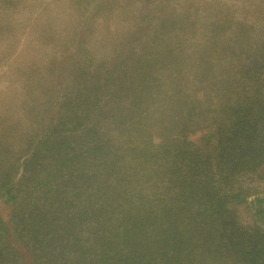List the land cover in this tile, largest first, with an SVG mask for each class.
<instances>
[{"label":"trees","instance_id":"16d2710c","mask_svg":"<svg viewBox=\"0 0 264 264\" xmlns=\"http://www.w3.org/2000/svg\"><path fill=\"white\" fill-rule=\"evenodd\" d=\"M49 1L0 106V264H264V0Z\"/></svg>","mask_w":264,"mask_h":264},{"label":"rangeland","instance_id":"374dc122","mask_svg":"<svg viewBox=\"0 0 264 264\" xmlns=\"http://www.w3.org/2000/svg\"><path fill=\"white\" fill-rule=\"evenodd\" d=\"M52 13L49 0H23L19 9L5 15L0 32V106L13 107L23 97L19 69L29 68L32 63V67H38L51 56L52 49L42 43L39 34L51 23ZM97 43L92 48L102 53L104 46ZM238 212L244 224H251L254 216L250 210L241 206Z\"/></svg>","mask_w":264,"mask_h":264}]
</instances>
